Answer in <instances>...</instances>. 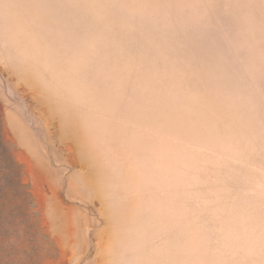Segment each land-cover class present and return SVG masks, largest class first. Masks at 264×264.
<instances>
[{
	"label": "rangeland",
	"instance_id": "obj_1",
	"mask_svg": "<svg viewBox=\"0 0 264 264\" xmlns=\"http://www.w3.org/2000/svg\"><path fill=\"white\" fill-rule=\"evenodd\" d=\"M17 166L40 264H264V0H0Z\"/></svg>",
	"mask_w": 264,
	"mask_h": 264
},
{
	"label": "trees",
	"instance_id": "obj_2",
	"mask_svg": "<svg viewBox=\"0 0 264 264\" xmlns=\"http://www.w3.org/2000/svg\"><path fill=\"white\" fill-rule=\"evenodd\" d=\"M14 176L11 184L0 189V264H40L47 246L57 249L44 232L18 166Z\"/></svg>",
	"mask_w": 264,
	"mask_h": 264
}]
</instances>
